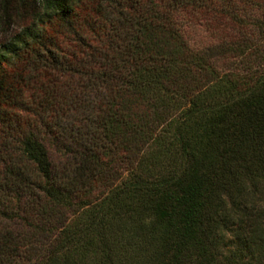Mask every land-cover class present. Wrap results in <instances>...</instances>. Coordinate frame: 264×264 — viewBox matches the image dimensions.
I'll return each mask as SVG.
<instances>
[{"label": "trees", "instance_id": "1", "mask_svg": "<svg viewBox=\"0 0 264 264\" xmlns=\"http://www.w3.org/2000/svg\"><path fill=\"white\" fill-rule=\"evenodd\" d=\"M0 264H264V0H0Z\"/></svg>", "mask_w": 264, "mask_h": 264}]
</instances>
